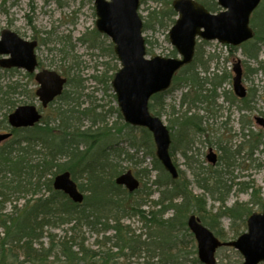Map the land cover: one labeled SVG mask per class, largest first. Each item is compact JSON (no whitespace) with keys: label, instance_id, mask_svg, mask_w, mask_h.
Returning a JSON list of instances; mask_svg holds the SVG:
<instances>
[{"label":"trees","instance_id":"16d2710c","mask_svg":"<svg viewBox=\"0 0 264 264\" xmlns=\"http://www.w3.org/2000/svg\"><path fill=\"white\" fill-rule=\"evenodd\" d=\"M198 1L210 12L220 10L214 0ZM145 2L141 0V5ZM260 9L251 20L255 37L251 43L241 46L242 49H262L264 46V6L255 23L256 14ZM176 16L171 0H167L164 9L154 10L149 17L159 27L166 28L174 25ZM150 29L151 26L144 23V33ZM94 35L103 37L97 30H94ZM103 40L106 41L105 37ZM80 41L83 44L87 42L83 38ZM198 44L194 60L177 73L172 88L177 82L191 87L192 93L184 95L183 103L195 108L205 105L203 110H208L215 105L217 91L223 85L224 78L218 74L212 77L201 76ZM92 47L102 50V46L96 43ZM232 49L235 51L239 48ZM243 51L249 56V52ZM109 52L115 58L112 44ZM60 53L63 52L60 50ZM172 54L175 55L176 52L173 51ZM250 58L258 62L259 51ZM62 60L66 62L67 59ZM257 71L258 69L253 72ZM2 72L8 74L17 70L8 71L0 68V74ZM25 76L33 82L32 75ZM93 78L98 79L95 76ZM112 79L113 77H110L108 82ZM22 88L20 83L7 86L0 84V111L7 109L11 113L15 110L14 94L20 95L21 93L16 92ZM67 88L69 90H65L63 95L50 105L54 112L52 120L33 128L13 130V135L19 138H12L4 142L3 146L0 145V204L4 206L11 198L25 200L24 207L20 210L14 207L10 214L4 216L1 215L0 208V216L4 217L1 224L3 232L0 234V257H7L11 264H47L48 259L52 257L54 262L51 264L60 261L59 259H63L65 264H77L78 260L84 264H122V259L134 257L146 259L147 264H187L182 258L180 250L182 246L178 241L177 232L182 230L190 232L187 227L189 215H196L221 241L226 239V233L221 225L223 218H228L232 222V230L236 234L239 233L240 226L246 225V219L253 213L249 204L260 203L262 189L256 188L252 183H235L238 177L234 176V171L242 166L237 163L241 155V146L236 151L219 146L221 156L218 165L216 167L207 165L204 168L203 164H200L193 173L196 184L204 194L209 195L214 202L220 203L223 207L217 213L207 215L206 197H197L192 193L189 182L183 178L181 171L177 180L170 177L156 159L153 140L146 129L131 127L124 123V131L117 133L116 125L110 126L107 120L108 114L112 111H100L96 106L84 105L85 103L81 101L86 90L82 79L68 78ZM166 93L152 97L149 109L153 115L161 117V111L165 109ZM113 97L115 98L114 95ZM242 107L248 109L245 105ZM115 112L122 120L120 110L117 108ZM175 122L169 127L170 131L179 126L181 131L179 129L176 133L172 131V144L181 141L187 130H193L196 136L204 135L207 131L203 126V117L185 115ZM5 123L6 121H3V124L0 122V130L8 128ZM248 136L247 159L254 161L255 154H260L264 159V135L260 133L254 135L250 130ZM120 141H123V145L135 149L137 153L152 157V170L146 169L142 177L150 180L152 173L156 174L153 184L159 192V200L154 205L159 208L158 210H144L146 205L137 199V195L140 196L142 193V186L135 193H129L116 184V178L124 173L120 160L124 158L125 161L132 162L134 158L128 150L119 149ZM174 148L175 144L172 145L171 151ZM184 155L188 159L186 152ZM262 164L257 167L261 168ZM64 172H69L76 182L82 181L78 187L87 193L84 194L82 204L73 203L65 194L54 190V177ZM140 174L138 172V176ZM237 185L239 193L251 192L250 203L225 206ZM152 194L154 193L147 196L150 197ZM169 212L174 214L165 218ZM124 218H138L142 223V229L148 230V233H144L147 235L142 233L136 235L130 226L123 225ZM64 225H72L73 235L68 236L65 242L55 241L56 236L48 234V230ZM82 228H87L96 235L113 232V236H105L101 242L97 240L96 246L99 250H91L85 247L84 242H78L75 238L77 230ZM151 228L155 229V236L149 232ZM43 239L50 241V247L47 249L41 243ZM36 245L40 247L36 248ZM108 245L110 247L105 250ZM192 264L201 263L194 259Z\"/></svg>","mask_w":264,"mask_h":264},{"label":"rangeland","instance_id":"374dc122","mask_svg":"<svg viewBox=\"0 0 264 264\" xmlns=\"http://www.w3.org/2000/svg\"><path fill=\"white\" fill-rule=\"evenodd\" d=\"M145 1V4L141 5L139 13L144 23L151 26V29L144 33V38L148 42L147 51L150 53L149 58L156 56L177 58V53L175 55L172 54L175 49L171 45L168 36L171 27L161 28L149 17L154 10L164 9L167 0ZM263 6L260 7V11L256 14L255 23H257L259 16L262 14ZM96 19L94 0H0V39L2 32L8 29L27 41H38L36 53L41 67L57 71L69 79L73 77L82 79L86 90L81 101L85 103L84 105L96 106L100 111H112L108 114V123L110 126L116 125L117 133H122L125 122L123 119H119L115 112L117 109L116 99L113 97L114 93L111 82H108L110 77H114L115 73L119 70L120 63L116 56L115 58L112 57V54L109 52L110 40L105 37L106 41H104L103 37L99 38L94 35ZM82 38L86 39L87 42L85 44L80 41ZM94 43L101 45L102 50L100 48H93L92 45ZM198 45H200L199 58L201 59V65L199 64V71L201 76L212 77L218 74L224 78V82L217 91L218 96L215 105L212 109L208 110H203L205 105L195 108L187 103H183L184 95L192 93L190 91L191 87L183 86L177 82L172 90L170 89L166 93L164 97L166 103L165 109L161 111V118L164 124L170 127L176 123V119L185 115L186 117L198 116L204 118L203 126L207 128L206 133L200 136H196L193 130H187L189 133L187 132L185 136H182L183 139L181 141L174 143L175 148L171 151L172 159L179 171H181L183 178L189 182V188L192 193L197 197H206L207 215H213L223 209V207L220 203L214 202L209 195L204 194V191L196 184L193 173L200 164H203L202 167L204 168L209 165L206 156L210 149L218 153V150H220L219 146H226L232 151L238 150L239 146H241V155L237 159V163L242 166L234 171V176L238 177V179H235V183H252L256 188L262 189L260 203L249 204L253 212L260 213L263 211L262 205H264V159L260 154H255L254 161L247 159L249 137L244 136L243 127L247 128L245 132L247 135L250 129L254 135L256 133L264 135V129L256 123L257 117L264 118V52L260 56L259 62L251 63L243 55L242 50L237 49L234 51L232 47H225L217 42L204 43L201 41ZM60 50L63 53H60ZM63 58L67 59L66 62L62 60ZM237 60L242 61L244 71L243 84L249 93L244 103L243 101H239L232 92V78L234 74L231 68ZM261 61L263 63H260ZM244 62L247 63L246 66H244ZM253 69H258V71L263 70L260 73H254ZM25 75L26 72L18 70L17 72H10L8 74L2 72L0 74V84L7 86L12 83H20L23 86L22 89L16 92L21 93L20 95L14 94L16 101L15 109L29 104H34L40 109L41 104L35 95L37 89L36 83L34 79L32 82ZM94 76L98 79L95 80ZM69 88L66 90H69ZM233 97L236 100L235 103H233ZM242 105L247 106L248 109L242 110ZM53 113L52 106L43 110V122L40 125H44L47 120H52ZM9 114L7 109L0 111L1 124H3V121H6L5 124L8 126L7 118ZM178 116L179 118H177ZM87 125L89 124L87 123ZM178 129L181 131V126L177 127V129L174 127L173 133H176ZM5 132H10L9 127L0 130V134ZM16 138H19V136L14 135L13 139ZM122 143L123 141L119 142V149L128 150L134 158L132 162L125 161L122 158L119 163L124 173L128 170L133 171L142 183L143 190L140 196L137 195V199L146 205L144 210H158L159 208L154 205L159 200V192L153 184L156 174L152 173L150 180L143 179L142 177L146 173V169L148 171L152 170V157L149 155H146V157L144 153L139 154L135 149L129 148L128 145H123ZM174 144L172 145L174 146ZM153 146L155 153L154 142ZM145 151L149 152L146 149ZM184 152H186L188 159L185 158ZM259 164H262L261 168L257 167ZM138 172L141 173L139 176ZM77 184L80 187L82 181H77ZM238 189V185L233 188L225 206L231 207L236 203H250L251 192L239 193ZM152 192L154 193L152 196H147V194ZM24 205V199L20 198L17 200V198H11L4 206L0 204V208H2L1 215L10 214L14 207L20 210ZM173 214L174 212H169L165 218H169ZM3 221L4 217L0 216V234L3 232L1 228ZM122 222L123 225L130 226L136 235L148 233L147 229H142V223L139 222L138 218H124ZM221 225L226 233L225 241L236 240L247 229L246 225L244 227L240 226L239 233H234L232 222L228 218H223ZM71 227L72 225L60 226L57 229L48 230V234L56 236L57 239L55 238V241L62 240L65 242L67 237L72 234ZM149 232L155 236L154 228H151ZM190 234V232L188 233L185 230L177 232L178 241L182 246L180 249L182 251V258L187 264H192L194 259H197V244L194 237H191ZM105 236L111 237L113 236V232H108L106 235H96L89 229L82 228V230H77L75 234L77 241L84 242L85 247L91 250H99L96 246V241H104ZM184 241H186L185 246ZM41 243L45 249L50 247L49 239H43ZM39 247V245H36V248ZM109 247L108 245L104 249L107 250ZM104 249L101 248V250ZM59 260L61 262L56 261L55 264H65L63 259ZM145 260H142L141 257H134L122 259L121 262L122 264H147ZM217 260L219 264H243L244 261L236 250L228 247L218 251ZM51 262H54L53 257L48 259L47 264H51ZM0 264H11V262L7 257H0ZM77 264L84 263L78 260Z\"/></svg>","mask_w":264,"mask_h":264},{"label":"water","instance_id":"95a60500","mask_svg":"<svg viewBox=\"0 0 264 264\" xmlns=\"http://www.w3.org/2000/svg\"><path fill=\"white\" fill-rule=\"evenodd\" d=\"M221 11L212 13L195 0H174L172 7L177 19L169 31L171 45L179 58L156 56L148 58L143 36V20L139 15L140 0H95L96 29L110 39L120 62V69L112 81V88L125 123L147 129L155 145V155L163 168L176 180L179 177L170 154L171 135L164 122L153 116L149 110L151 98L166 92L174 76L194 58L197 40L217 41L234 47L251 40L254 36L250 26L253 12L261 0H215ZM36 41H27L11 30H4L0 39V67L17 68L35 74L38 84L36 96L46 109L60 97L67 85V79L53 70H38ZM234 93L239 98L247 96L242 84L241 62L234 65ZM42 119L36 105L18 107L8 116L13 129L31 128ZM264 127V119L257 118ZM12 136L0 134V144ZM207 160L217 162V155L210 150ZM118 186L130 193L140 188V181L129 170L116 179ZM53 187L62 191L74 203L81 204L84 195L69 172L57 175ZM188 228L197 242L198 259L202 264H218L216 252L221 247H231L244 258L243 264L264 263V209L253 213L247 219V232L235 241L221 242L195 215L189 217Z\"/></svg>","mask_w":264,"mask_h":264},{"label":"flooded vegetation","instance_id":"af4514ba","mask_svg":"<svg viewBox=\"0 0 264 264\" xmlns=\"http://www.w3.org/2000/svg\"><path fill=\"white\" fill-rule=\"evenodd\" d=\"M243 50L249 52V56L246 55V54L244 53ZM243 50H242L243 55H244V56L246 57V59H247L249 62H251V63H257L256 60H253V59L250 58L251 55H253L256 51H259V57H260V56L262 55V53L264 52V49H243ZM263 62H264V61H263ZM263 62L261 61V63H263ZM243 64H244V66L247 65L246 62H244ZM256 70H257V69H253V71H256ZM262 70H263V69H261L260 71H257V73H260ZM243 72H244V71H243ZM217 154H218V160H219V159H220V156H221V152L218 151Z\"/></svg>","mask_w":264,"mask_h":264}]
</instances>
